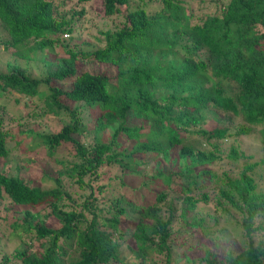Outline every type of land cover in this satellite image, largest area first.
Masks as SVG:
<instances>
[{
    "label": "trees",
    "instance_id": "obj_1",
    "mask_svg": "<svg viewBox=\"0 0 264 264\" xmlns=\"http://www.w3.org/2000/svg\"><path fill=\"white\" fill-rule=\"evenodd\" d=\"M93 1L0 0V62L13 57L0 66V264H264V189L252 174L264 166V0H101L104 17L123 22L98 31L100 46L56 50L64 35L80 38ZM251 133L258 161L234 141ZM14 146L23 162L9 173ZM59 152L68 158L54 168ZM225 160L242 167L217 169ZM113 165L156 202L178 182L180 228L136 190L100 208L93 181ZM212 183L216 205L241 214L219 207L230 226L196 211L208 193L188 195ZM209 219L223 235H209Z\"/></svg>",
    "mask_w": 264,
    "mask_h": 264
},
{
    "label": "rangeland",
    "instance_id": "obj_2",
    "mask_svg": "<svg viewBox=\"0 0 264 264\" xmlns=\"http://www.w3.org/2000/svg\"><path fill=\"white\" fill-rule=\"evenodd\" d=\"M210 0H206V3L208 5V2ZM68 4V3H67ZM151 9L154 8V3L151 2L149 3ZM70 5H73V3H70ZM68 4V8H70V6ZM209 5H213L211 3H209ZM80 5H74L72 8L75 9H79ZM88 9V16H86L85 19V26L83 28V31L80 33V38H70V36L68 35H64L62 38V42L60 45H57L58 47L56 48V50H61L62 48H64V45H67L68 47H74V42L79 41L80 43H78L81 48H86V49H92L95 48L97 46H100L103 44V38L100 35V33L98 32L100 29H103V27H108V26H112V25H118L120 24V22H123V18L119 17L116 18L114 17V22L112 21V19L110 18H105L103 15V11H102V5H101V0H94L92 4H89V6H86ZM214 6H211L210 10H213ZM81 30V29H80ZM80 39V40H78ZM88 43V44H87ZM62 47V48H61ZM45 52H48L47 50H45ZM2 62H0V66L1 67H5V63L6 61L9 59H12L13 57L10 56L9 54H2ZM52 58V57H51ZM21 63L24 62V59L19 58L18 59ZM37 61L32 62V64H40V63H36ZM42 69V67H40ZM22 109V108H21ZM31 122V121H30ZM37 123V122H35ZM15 124V123H14ZM86 141H88L89 143H93L92 140V134H86L83 137ZM232 138H230L228 140V142L226 143V147H228V145L230 144V140ZM236 143H238V145L240 146V148L246 153V154H251L252 155V159L251 161H258L261 158V154L259 153V137L256 133H251L249 135H241L236 137V140H234ZM15 155L12 156L13 159L10 160L9 164H8V172L12 173L15 170L16 165L20 164V162H23V159H20V155H22V150L18 147V146H14L13 148ZM227 150V149H226ZM227 151H224V153H222L223 156H226ZM24 154V152H23ZM61 158V157H65L68 158L67 155H62L61 152L58 153V155H54L52 158H49V164L54 167V168H59V166H57L55 164V158ZM36 160H40L39 157H34ZM56 158V159H57ZM32 159V158H31ZM155 162L152 158V156L150 154L147 155V162L145 165H143L141 167L142 171L148 175H152L155 172ZM217 169L219 170H228V172L231 173H237L241 167H242V161L241 162H234L231 163L230 160H225V162H221V163H217L216 165ZM176 169V168H175ZM175 169H171V171L175 172ZM22 171V170H21ZM98 172L101 173L100 178L95 179L93 182L95 184V193L98 197V201L96 202V204L102 208L104 207V203L101 202L102 199H104L105 197L109 196L111 193H119L122 195H126V197H131L130 196V190H132L133 192L139 191V193H146L144 194V198L141 200L139 199V201H137L138 203L144 204V205H153L156 202L155 199V195L154 193H150L143 190L138 189V187L136 185L139 184V179L134 178V176H131L130 174H124L121 172V170L116 166L113 165L110 168H106V167H99ZM253 178L255 179V182L257 184L256 190L261 191L264 189V166H258L256 167L253 171ZM23 173V172H21ZM36 173H39V169L36 170ZM122 179L123 184L122 185H118L117 186V182L120 181ZM41 183L43 185L48 184L44 181V179H40ZM114 183L116 184L114 186ZM101 184H113V188L110 189H106V190H100L97 188V185L101 186ZM174 186V187H173ZM137 187V188H136ZM159 187V185H158ZM155 189L156 192H158L157 190V185L156 188L153 187ZM178 188V182L177 185L175 187V184L171 185L170 187L165 188V193L167 195L165 200L162 201H157L156 205L158 207H160L161 209V213L162 215H164L165 217L168 216H173V220L170 224V229L171 231H177L180 228V225L182 223V221L178 218L179 214H180V206L182 204L181 200H177L178 198L182 197L181 191L177 189ZM70 191L72 192V195L74 197L77 198V200L80 202L82 201L85 196L84 195H80L78 192V188L77 186H71V188H69ZM206 192L208 193V201L207 202H198L197 204V208L196 211L199 212V215H205V216H209L208 213H213L215 215H220L221 216V222L223 225H228L230 226L229 223V219L228 216H226L225 218L223 217V213L221 212V210L219 209V207L222 205V207L224 206L226 209H230V216L232 218V221L234 220H239L241 218V214L236 212L235 209L233 207H231L229 205V203H227L224 200L222 201V204L217 206L216 202L219 198V188L216 184H209L207 186H203L200 187L199 189L193 188V190L191 192L188 193V195H192L195 198H198L201 193ZM102 203V204H101ZM172 204V209L169 208V205ZM106 210L102 211L101 214H106ZM194 213H189L188 218H190L189 216L193 215ZM205 223L207 224L206 228L209 230L210 234L212 237H216L218 235H223V233L219 232V227L218 229L213 225V221H211V219H209L208 221H205ZM50 224L54 225L55 222L54 221H50ZM196 235L198 237H200L201 239H203V235L201 234V232L199 231V229L196 227L195 229ZM126 239V238H125ZM222 244L225 245V247H229L230 244L228 242L222 241ZM131 245L133 246V243H131ZM234 245V244H233ZM233 248H238L237 246H233ZM121 256L125 257V259L130 262L133 261V255L131 253V250L128 248H123L121 251ZM185 264H190L188 262H185Z\"/></svg>",
    "mask_w": 264,
    "mask_h": 264
}]
</instances>
